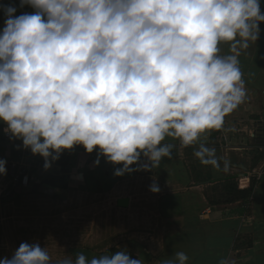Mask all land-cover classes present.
<instances>
[{
	"label": "clouds",
	"instance_id": "obj_1",
	"mask_svg": "<svg viewBox=\"0 0 264 264\" xmlns=\"http://www.w3.org/2000/svg\"><path fill=\"white\" fill-rule=\"evenodd\" d=\"M25 6L32 11L17 15ZM0 11V122L45 169L83 146L97 164L122 165L116 176L151 171L173 158L169 141L219 167L207 137L246 102L240 56L260 38V0H19ZM0 264L52 257L39 242H22ZM56 264L143 262L120 250ZM158 264H189V256L176 251Z\"/></svg>",
	"mask_w": 264,
	"mask_h": 264
},
{
	"label": "crops",
	"instance_id": "obj_2",
	"mask_svg": "<svg viewBox=\"0 0 264 264\" xmlns=\"http://www.w3.org/2000/svg\"><path fill=\"white\" fill-rule=\"evenodd\" d=\"M11 3L18 6L19 0H0V4ZM260 3L264 12V0ZM31 11L25 6L18 8L17 15ZM3 26L0 11V30ZM260 28L259 40L240 56L246 102L226 117L221 130L207 137V145L216 149L218 168L201 164L193 155L194 147L182 148L179 141H169L176 144L171 160L165 158L151 171L123 176L114 174L122 165L108 163L104 157H99L97 164V153H87L83 146L65 150L48 169L44 158L30 150L34 157L29 160L31 172L35 174L32 188L38 187L28 188V197L43 192L61 201L82 193L104 197L120 212L135 214L138 225L134 235L107 251L109 255L127 250L143 264H158L174 252L184 251L189 264H219L223 258L235 264H264V23ZM5 127L0 122V156L17 158L20 146L15 140L10 145L5 141ZM141 162L146 161L142 158ZM7 173L0 174V198L15 199L16 192L20 196L24 188L18 192ZM51 177L64 185L49 184L46 179ZM250 182L252 193L246 199H238L227 189L229 184L244 188ZM153 183L158 184V193L150 191ZM123 199L126 205H120ZM75 251L76 256L93 257L87 250Z\"/></svg>",
	"mask_w": 264,
	"mask_h": 264
},
{
	"label": "rangeland",
	"instance_id": "obj_3",
	"mask_svg": "<svg viewBox=\"0 0 264 264\" xmlns=\"http://www.w3.org/2000/svg\"><path fill=\"white\" fill-rule=\"evenodd\" d=\"M29 191L23 189L20 196L16 192L15 199L0 198V259L11 257L22 242L46 247L52 264L65 257L75 259L78 249L99 256L117 249L136 231V215L120 212L104 197L75 193L60 201L43 192L28 197Z\"/></svg>",
	"mask_w": 264,
	"mask_h": 264
},
{
	"label": "built area",
	"instance_id": "obj_4",
	"mask_svg": "<svg viewBox=\"0 0 264 264\" xmlns=\"http://www.w3.org/2000/svg\"><path fill=\"white\" fill-rule=\"evenodd\" d=\"M4 139L9 145L10 141H17L21 149V154L17 158L6 159L3 156H0V159L7 161V172L11 175L13 184L15 186L20 184L24 189L32 188L35 174L31 172V162L29 160L31 158L34 159V157L30 155V149H25L21 140L10 138V135L5 132ZM32 162H34V160H32Z\"/></svg>",
	"mask_w": 264,
	"mask_h": 264
},
{
	"label": "trees",
	"instance_id": "obj_5",
	"mask_svg": "<svg viewBox=\"0 0 264 264\" xmlns=\"http://www.w3.org/2000/svg\"><path fill=\"white\" fill-rule=\"evenodd\" d=\"M60 179H62V178H60ZM46 180L51 185L52 184H54L56 186H63L64 185V181H62V180L57 181V180H54L52 177L49 178V179H46ZM250 181L252 182V180H250ZM251 182H250V185L248 184V186L247 187H244V188L243 187L242 188H236L235 186L233 187V184H230V186H227V189H228L229 192H232L233 195H235V197H237L238 199H246V198H249V196L252 193ZM17 187H18V189H16V190L18 192L21 191V188L23 189L22 185H20V184L17 185ZM37 187L38 186L34 187V189L36 190ZM234 200H236V198Z\"/></svg>",
	"mask_w": 264,
	"mask_h": 264
},
{
	"label": "water",
	"instance_id": "obj_6",
	"mask_svg": "<svg viewBox=\"0 0 264 264\" xmlns=\"http://www.w3.org/2000/svg\"><path fill=\"white\" fill-rule=\"evenodd\" d=\"M126 199H123V200H121L119 203H120V205H126L125 203H126Z\"/></svg>",
	"mask_w": 264,
	"mask_h": 264
}]
</instances>
